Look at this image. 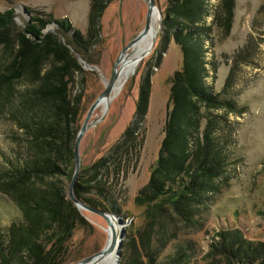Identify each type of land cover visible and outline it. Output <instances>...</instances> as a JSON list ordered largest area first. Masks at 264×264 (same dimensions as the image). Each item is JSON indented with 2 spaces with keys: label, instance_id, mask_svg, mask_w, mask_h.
<instances>
[{
  "label": "trees",
  "instance_id": "16d2710c",
  "mask_svg": "<svg viewBox=\"0 0 264 264\" xmlns=\"http://www.w3.org/2000/svg\"><path fill=\"white\" fill-rule=\"evenodd\" d=\"M91 1L89 36L97 39L101 17L111 0ZM234 2L222 0V12L212 27L206 24L207 0H170L166 9V46L173 41L180 47L183 66L170 81L172 108L157 166L137 198V205L146 208L147 227L158 254L185 230L202 224L208 208L229 185L231 148L237 144L229 116H238L244 109L230 99L234 73L221 93L208 87L206 42L212 41L213 29L229 34ZM15 18L14 9L0 13V47L4 46L0 53V110L11 109L10 120L23 132L15 142L23 144L27 156L13 152L17 155L13 158L1 153L5 167L0 171V193L19 208L23 219L0 232V264H65L66 243L75 229L87 223L67 197L65 183L74 174L75 143L81 130L83 95L73 96L72 87L87 71L57 35L44 33L49 20L33 17L19 30ZM58 25L64 34L73 32L64 22ZM88 41L74 31L70 46L87 55ZM22 83L25 89L18 88ZM151 86L149 74L140 87L135 121L79 179L75 187L78 200L121 213L117 205L120 174L136 170L139 164ZM238 233L220 232L219 242L241 262L253 263L260 251L252 244L236 248L242 236ZM185 256L187 252L178 249L168 260L184 264ZM257 260L264 264L263 259Z\"/></svg>",
  "mask_w": 264,
  "mask_h": 264
},
{
  "label": "rangeland",
  "instance_id": "374dc122",
  "mask_svg": "<svg viewBox=\"0 0 264 264\" xmlns=\"http://www.w3.org/2000/svg\"><path fill=\"white\" fill-rule=\"evenodd\" d=\"M155 1L162 19L154 50L136 66L134 75L111 101L110 107L106 109L100 106L92 115V126L80 145L81 171L77 183L97 160L122 139L127 128L135 121L140 87L150 74L152 86L144 124L145 144L136 170L130 168L123 171L118 184L117 205L121 211L118 215L125 222L129 221L119 264H170L168 259L173 258L178 249L187 252L184 264H259L257 259L264 261V0H235L229 34L225 36L223 32L220 34L213 29V44L212 41L206 42L208 87L214 93H221L234 73L233 82L230 83V99L244 109L238 116H229L236 129L237 140V144L231 148V165L226 175L229 185L208 208L202 224L185 230L159 254L147 227L146 208L137 205V198L150 183L159 160L165 125L172 108L170 81L182 69L183 54L173 41L166 46L163 23L170 0ZM221 4L222 0H207L208 27H212L216 16L222 12ZM10 9L16 13L15 23L19 30H24L33 17L49 20L50 25L44 33L57 35L78 56L80 64L87 71L84 77L76 79L72 87L73 96L83 95L82 128L90 108L112 79L123 50L145 28L147 1L111 0L101 17L97 39L89 36L91 0H0V13ZM63 22L66 26L70 25L73 32L78 31L86 41L89 40L87 55H80L70 46L73 32L64 34L58 25ZM3 51L4 46H1L0 53ZM212 63L215 65L212 66ZM85 64L90 68H86ZM18 88L25 89L26 85L22 83ZM1 110L0 171L5 167L1 153L13 158L17 156L14 153L27 156L23 144L15 142L23 132L10 120L11 109L3 107ZM14 163L17 164L16 161ZM71 181H65L69 199ZM77 210L87 223L75 229L71 240L66 243L65 264H75L93 257L102 252L109 242L107 222L101 216ZM22 219L19 208L0 193V232ZM226 231L242 235L236 248L252 244L260 251L253 263L247 260L241 262L233 251L221 245L218 235Z\"/></svg>",
  "mask_w": 264,
  "mask_h": 264
},
{
  "label": "water",
  "instance_id": "95a60500",
  "mask_svg": "<svg viewBox=\"0 0 264 264\" xmlns=\"http://www.w3.org/2000/svg\"><path fill=\"white\" fill-rule=\"evenodd\" d=\"M146 1L148 3V13H147V17H146L145 28L123 50L122 54L120 55V58L116 62L115 70H114L112 79L107 82L105 91L99 96V98L95 101V103L90 108L88 115H87V117H86V119L82 125V128L78 134V137H77V140L75 143V151H74L75 152V172H74V176L72 178L70 188H69L70 199L74 202L75 206L79 210H85L87 212L101 216L107 222L108 226L110 227V230L112 231L111 236L109 238V242L102 252L98 253L97 255H95L93 257H89V258L84 259L81 262L75 263V264H88L95 257H105L107 254L114 253V252L116 253V256H117L115 264H119V260L121 257L120 250H121V246H122V243H123V240L125 237L126 227L129 223V221L125 222L123 220V218L121 216H119L118 214H113V213L106 211V210L91 207V206L83 203L82 201L78 200L75 196V187H76V183H77L80 171H81L80 145H81V141H82L85 133L90 128V126H92V123H90L92 115L94 114L96 109L102 105V103L104 101H107L105 108L108 109L110 107V99L112 98L114 86H115L117 79H118L117 69H118V66H119L122 58L137 42H139L141 39H143L145 36H147L150 33V31L152 29L153 15L155 13H158L162 17V14L160 13V11L157 8L156 1L155 0H146ZM156 40H157V36H154V41H153L152 47L148 51L144 52L141 55V57L138 58V62L143 61L145 58H147L149 56V54L151 53V50L156 45ZM85 67L90 68V66H88L87 64H85Z\"/></svg>",
  "mask_w": 264,
  "mask_h": 264
},
{
  "label": "bare ground",
  "instance_id": "6f19581e",
  "mask_svg": "<svg viewBox=\"0 0 264 264\" xmlns=\"http://www.w3.org/2000/svg\"><path fill=\"white\" fill-rule=\"evenodd\" d=\"M158 13H155L152 18V29L150 33L145 36L143 39H141L139 42H137L122 58L119 66H118V79L114 86L112 98L110 99L113 102L117 95L124 89L127 81L129 78L134 75L136 71V66L139 65L141 62H138V58L141 57V55L148 51L153 44L154 36L158 35V26L160 19L162 17ZM154 50V48L151 50V52ZM151 54V53H150ZM149 54V55H150ZM107 101H104L101 105V107H106ZM109 227V226H108ZM118 229V228H117ZM109 238L111 236L112 231L109 230ZM116 253H109L105 257H95L90 263L88 264H115L116 262Z\"/></svg>",
  "mask_w": 264,
  "mask_h": 264
}]
</instances>
